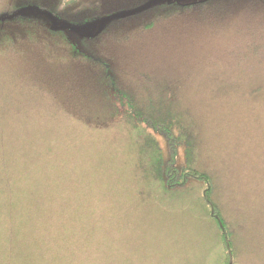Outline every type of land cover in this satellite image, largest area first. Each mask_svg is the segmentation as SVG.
I'll return each mask as SVG.
<instances>
[{
  "label": "trees",
  "instance_id": "obj_1",
  "mask_svg": "<svg viewBox=\"0 0 264 264\" xmlns=\"http://www.w3.org/2000/svg\"><path fill=\"white\" fill-rule=\"evenodd\" d=\"M48 17L69 27L107 22L76 45L44 20ZM263 50L264 0H10L0 11V79L12 77L15 96L28 109L24 120L37 128L41 141L25 152L22 165L15 164L19 171L9 166V173L0 175V203L17 237L11 243L10 227H0V255L8 252L16 264H81L92 257L101 263L126 261L124 229L131 222L124 216L138 210L140 225L149 230L141 220L146 202H135L134 194L121 199L122 172L136 158L75 154L83 146L75 132L86 131L79 121L87 108H98L107 115L103 124H91L88 133L96 136L98 127L112 128L120 146L145 149L152 155L153 181L163 191H177L190 179L204 184L202 202L218 228L223 264H264V167L251 164L250 169L247 163L244 171L260 179L245 186L226 175L216 194L207 171L191 162L199 155L195 146L208 139L221 146L234 133L235 140L244 141L238 131L226 134L225 128L229 132L237 125L243 131L244 122L264 107V85H247L255 75L264 76L258 71L264 66ZM204 75L207 91L200 86L203 92L197 97L192 94L197 87L186 88ZM224 87L231 94H222ZM215 126L214 135L204 134ZM148 131L167 141L166 162L151 152L156 144ZM181 145L187 150L185 163L176 166ZM214 150L212 157L207 150L205 161L226 170L232 160ZM104 157L111 167L94 165ZM117 159L118 165L112 163ZM80 160L104 177L103 191L85 184L91 171L79 168ZM28 177L38 180L33 185L38 190H29ZM27 190L34 197L31 204ZM46 224H59L60 237L39 236V228L47 235Z\"/></svg>",
  "mask_w": 264,
  "mask_h": 264
},
{
  "label": "rangeland",
  "instance_id": "obj_2",
  "mask_svg": "<svg viewBox=\"0 0 264 264\" xmlns=\"http://www.w3.org/2000/svg\"><path fill=\"white\" fill-rule=\"evenodd\" d=\"M9 5L10 0H0V11L2 9L5 10ZM28 14L34 15V17L38 16L34 11H30ZM42 18H44V16H42ZM44 20L57 25L59 29H64L69 40L76 45H79L80 40L84 37L94 36L107 22V20H96L93 21V23L69 27L64 22L51 17L45 18ZM134 46L138 47L137 44ZM260 54H263L264 57V50L259 53V55ZM257 68L256 66V69ZM258 69L259 73H261L264 71V66L263 69ZM10 71L11 70L7 68V75ZM204 73L206 72L203 71L202 74ZM12 75L15 77V74ZM197 77L195 78L194 76V79H197ZM207 77V75H204L201 77V80L191 81L186 89L191 90L197 87L198 89L196 91L194 90L192 94L197 95V97L199 95L201 96L200 92H203V88L204 92L207 91ZM251 80L252 83L247 84L251 87L264 85V76L257 74L251 78ZM12 86V77L0 79V175L8 174L9 171H7V169H9V166H11L12 169L14 167V169H17L15 165L17 162H21L22 165L23 157L26 156L25 152L31 147H34L32 145H37L39 141H41L40 136L37 134V128L35 129L33 124L27 123V121L24 120V116L28 113V109L24 107V103H22L20 96H15V91L12 89ZM221 93L231 94L226 87L223 88ZM97 109L98 108H87L86 110H88V112H86L85 118L82 119L83 122L79 121V123L86 128V131L81 129L79 132H75L76 135L82 136L83 144L82 148H77L78 150L75 154L80 150L84 155L82 158H87L88 156L97 158L95 153L110 155L111 157L117 153V158L129 157V155L136 158V161L134 159L133 165L129 170L122 172L124 173L123 176L125 181L120 185L122 188L121 193L124 194L123 196L121 195V199L123 201V198H132L131 196L134 194L137 198L135 202H146L141 220L145 223L143 226L148 222L147 229L149 230L146 231V229L142 227V224L140 225L138 210H136L137 213L135 216L125 215L124 220H129L131 222V228L125 227L124 229L127 260L101 263L95 259V257H92L87 259L86 262H81V264H223L224 255L218 240V228H216L211 219L208 218L207 210L202 202L204 184L198 180L190 179L183 188H179L177 191H163L161 186L153 181L155 177L154 171H151V166L148 164V157L152 159V155L149 156L145 149L142 150L138 148V143L135 142V138L133 142L137 148H135V150L133 148L132 150L128 148L127 145H124V143L120 146L119 143L115 142L116 131L112 128L98 127V129H95L97 130L96 136L88 133L89 127H93L90 126L91 124H95V127L100 123L103 124L104 120H102V118L107 115L98 109L102 113L100 114ZM73 120L75 121L78 119L75 117ZM217 129V126H215L213 130L209 128L204 134L210 137L211 134H215ZM233 131H238L240 140L244 138V141L239 143L235 140ZM225 133H233L227 143L221 145L220 140H218L221 146H217L215 142L209 139L207 140L208 143L200 141L202 143H200L199 146L198 144L195 146L199 155L195 157L194 160L191 159V162L194 161L199 168L203 167V169L207 171L213 184V192H216V194L218 193L216 187L224 188V178H226V175H229L230 181H238L241 184H245V186L247 183H250L249 180L255 183L260 179L254 180L244 169L247 163L250 164V169L253 166L256 168L264 167V107H258V110L255 111L253 120L250 118L244 122L243 131L236 125L235 128L229 127V132L228 129L225 128ZM148 134L156 144L154 149H151V152L155 151V155L163 162H166L170 156L167 141L162 140L158 133L148 131ZM141 137L143 139V136ZM100 138H102L105 144L100 142ZM83 140L86 144H84ZM235 141L238 143H235ZM155 144L153 143L152 146ZM104 145L106 147H104ZM212 147L213 150L216 148L217 152H225V154H227V159L232 160L231 165L230 162H228L226 170H222L220 163H218L216 168L209 163V161H205L209 157L207 150L211 157L215 152V150H212ZM176 151V166H182L185 163L187 150L181 145L177 147ZM86 160H80L78 167H83L85 171L89 168L91 173L85 184L90 185V188L94 189L96 193H99L103 191L101 184L105 183V179L103 176L97 177L94 173V167L91 166L90 162L84 163ZM142 160H144V162ZM217 160L220 161L219 155H217ZM139 161H141L143 165H138ZM112 163L118 165V159L116 162ZM99 164L105 168L111 167V162L105 157L95 160L94 165L97 166ZM16 173L18 172L16 171ZM134 174L139 176L134 177ZM131 177H134L132 181H130ZM240 178H242V180H240ZM27 180L28 183L26 185L31 192L38 190V186L33 187V185L38 184V180H35V177L31 178L32 182L29 177ZM98 185H100L99 188L97 187ZM30 191L27 190L26 192L28 195L26 202L28 204H31L34 198ZM22 199L23 196L21 197V200ZM159 208L161 210H159ZM0 209L4 212V216L0 214V227L1 231H3L10 227L9 223L6 221L9 213L6 212L5 208L3 209L1 203ZM46 225L47 235L44 234L45 231L39 228V236L43 237V234L47 236V238L50 236L60 237L59 224ZM9 237L11 243L17 241L13 226L9 229ZM62 242V240L58 242L54 251V256L60 253ZM112 244L116 246V244H120V242H116V244L113 242ZM51 246L49 241L48 250L52 249ZM1 253V264H16L14 256L11 257L7 254L8 252ZM58 264L64 263L61 261Z\"/></svg>",
  "mask_w": 264,
  "mask_h": 264
},
{
  "label": "water",
  "instance_id": "obj_3",
  "mask_svg": "<svg viewBox=\"0 0 264 264\" xmlns=\"http://www.w3.org/2000/svg\"><path fill=\"white\" fill-rule=\"evenodd\" d=\"M53 25H54L56 28H58L57 25H55V24H53ZM61 29H62V28H61ZM62 30H64V29H62Z\"/></svg>",
  "mask_w": 264,
  "mask_h": 264
}]
</instances>
